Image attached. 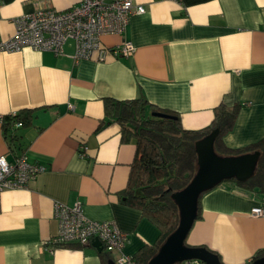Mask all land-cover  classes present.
I'll list each match as a JSON object with an SVG mask.
<instances>
[{"label": "crops", "instance_id": "1", "mask_svg": "<svg viewBox=\"0 0 264 264\" xmlns=\"http://www.w3.org/2000/svg\"><path fill=\"white\" fill-rule=\"evenodd\" d=\"M0 1V41L15 33L19 16L46 6L67 11L79 2ZM137 2L146 11L132 16L123 34L101 37L105 48L132 42L130 56L108 53L100 61L94 52L77 62L72 41L60 56L28 48L0 52V117L35 110L32 124L17 134L28 161L46 168L27 187L0 192V264H103L93 245L50 250L48 240L58 232L56 202L81 201L88 218L115 221L128 234L126 255L158 239L159 230L120 200L136 145L121 141L115 122L98 130L105 98L144 95L177 112L190 130L209 126L220 104L239 103L225 144L237 148L264 137V0ZM16 153L0 122V156L11 162ZM263 198L222 182L201 198L202 216L187 245L213 251L223 264L248 262L264 249V215L252 213Z\"/></svg>", "mask_w": 264, "mask_h": 264}, {"label": "trees", "instance_id": "2", "mask_svg": "<svg viewBox=\"0 0 264 264\" xmlns=\"http://www.w3.org/2000/svg\"><path fill=\"white\" fill-rule=\"evenodd\" d=\"M104 103L105 118L98 130L115 122L120 126L121 141L135 142L136 145L127 186L119 192L120 200L122 204L140 211L159 230L156 242L146 243L132 256L135 264H148L168 236L177 229L180 215L172 194L184 189L195 176L198 169L196 142L214 129L219 128L214 142L217 155L234 157L260 152L255 172L249 179L244 182L235 179L226 181H233L245 190L264 196V137L237 148L227 146L223 140L233 129L241 104L231 107L220 104L215 108L214 119L209 126L190 130L183 127L177 112L152 105L144 95L127 100L105 98ZM34 113V109H22L0 117L3 134L12 152L24 153L14 124L22 122L25 127L31 125ZM156 113L162 116L158 117ZM211 190L200 195L196 220L202 216L201 198ZM70 246L73 245L62 247ZM99 255L103 264L111 259L105 250L100 251ZM260 258H264V249L256 252L244 264H251Z\"/></svg>", "mask_w": 264, "mask_h": 264}, {"label": "built area", "instance_id": "3", "mask_svg": "<svg viewBox=\"0 0 264 264\" xmlns=\"http://www.w3.org/2000/svg\"><path fill=\"white\" fill-rule=\"evenodd\" d=\"M145 11V7L137 0H79L69 10L62 12L46 6L15 18V33L0 41V52L28 48L60 56L65 54L64 46L72 41V57L77 62L91 58L94 52H97L100 61L105 60L108 53L117 58L127 57L135 50L132 42L124 41L121 45L105 48L101 37L123 34L130 18ZM22 126V122L14 124L15 128ZM85 149L84 145L80 147L82 155ZM45 170V166L28 161L25 153H16L11 162L0 156V192L25 188ZM252 213L255 216L264 215V198L262 205L255 207ZM54 217L58 222V232L48 240L51 251L65 245L89 246L99 241L116 264H135L132 256L123 252L128 234L122 232L113 220L88 218L81 201L72 206L56 202ZM181 264L204 263L193 259Z\"/></svg>", "mask_w": 264, "mask_h": 264}, {"label": "water", "instance_id": "4", "mask_svg": "<svg viewBox=\"0 0 264 264\" xmlns=\"http://www.w3.org/2000/svg\"><path fill=\"white\" fill-rule=\"evenodd\" d=\"M161 117V113L155 114ZM219 134V128L196 142L198 169L191 182L182 190L172 194V199L179 208V225L171 233L153 256L148 264H176L186 260H199L204 264H223L218 255L205 247H192L185 245L198 209V200L202 193L213 189L226 180L235 179L244 182L255 172L260 152L244 154L234 157H222L216 154L214 142ZM102 251L101 242L93 243ZM107 264H116L110 259ZM251 264H264L260 258Z\"/></svg>", "mask_w": 264, "mask_h": 264}]
</instances>
